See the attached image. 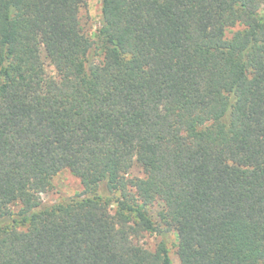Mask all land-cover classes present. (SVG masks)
Instances as JSON below:
<instances>
[{
  "label": "trees",
  "instance_id": "1",
  "mask_svg": "<svg viewBox=\"0 0 264 264\" xmlns=\"http://www.w3.org/2000/svg\"><path fill=\"white\" fill-rule=\"evenodd\" d=\"M84 2L0 0V264H264V0Z\"/></svg>",
  "mask_w": 264,
  "mask_h": 264
},
{
  "label": "rangeland",
  "instance_id": "2",
  "mask_svg": "<svg viewBox=\"0 0 264 264\" xmlns=\"http://www.w3.org/2000/svg\"><path fill=\"white\" fill-rule=\"evenodd\" d=\"M101 15V0H85L84 5L81 9V23L85 32L89 36H93L96 28L99 25ZM240 28L239 26L229 28L226 31V36H229L236 30ZM45 73L47 76H55V70L52 65L44 58ZM142 176L141 169L136 165L130 168L127 173V177L135 178ZM82 190V185L77 177H75L69 170H62L58 172L51 179L50 184L47 186L44 192L39 193V198L42 203H55L63 198L72 196ZM162 207L161 202H155L150 207V214L152 218L158 222V212ZM115 204H112V210L114 211ZM161 240V236L155 232H146L140 237H135L133 239L134 243L141 245L148 249H154L157 243ZM168 254L171 259L172 264H178V257L176 255V238L174 233L168 234L167 238Z\"/></svg>",
  "mask_w": 264,
  "mask_h": 264
}]
</instances>
